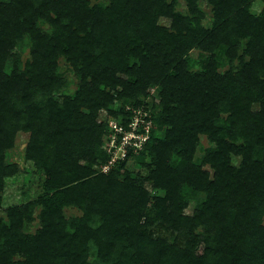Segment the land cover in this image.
I'll return each instance as SVG.
<instances>
[{"label": "trees", "instance_id": "obj_1", "mask_svg": "<svg viewBox=\"0 0 264 264\" xmlns=\"http://www.w3.org/2000/svg\"><path fill=\"white\" fill-rule=\"evenodd\" d=\"M255 1L0 0V210L17 130L45 175L41 194L0 215V264H264V0L253 12ZM25 36L29 60L6 72ZM60 56L79 75L61 103ZM127 106L147 110L149 139L98 172L108 159L99 111L124 117ZM160 227L184 237L155 236Z\"/></svg>", "mask_w": 264, "mask_h": 264}, {"label": "rangeland", "instance_id": "obj_2", "mask_svg": "<svg viewBox=\"0 0 264 264\" xmlns=\"http://www.w3.org/2000/svg\"><path fill=\"white\" fill-rule=\"evenodd\" d=\"M106 2L107 0H102ZM260 2L257 0L252 4V11L256 12L260 8ZM200 9L205 13V17L202 22L205 26H208L211 20V10L210 6L205 3H201L199 6ZM177 9L186 12V6L184 1H179L177 4ZM162 24L168 25V20H161ZM46 27V26H45ZM13 57H9L4 66L6 72H10L12 69L22 70L27 60L30 58V40L27 36L23 38L22 41L13 48ZM198 55L197 50L191 51V56L196 58ZM57 74L62 79V84L52 92L53 98L61 103L64 96H73L78 87V78L79 75L73 70L69 62L65 57L60 56L57 61ZM121 90V89H120ZM153 93V89L150 90ZM112 92V91H110ZM149 100V99H148ZM118 102L115 103V106ZM129 105V104H125ZM124 105V106H125ZM119 116H112L108 113L106 109H101L97 116V121L102 122L107 125V122L111 118L118 119L122 116V113L118 114ZM104 137V136H103ZM29 133L22 130H17L12 147L4 151L3 161L5 164L10 165L14 171L13 174L5 176L3 178V190L1 192V210L0 215L4 217V208L12 205H18L30 201L37 197L43 192V182L45 180V175L42 170L38 169L34 162L31 159L25 157L26 144L28 142ZM207 141L203 137L201 139V146L206 147ZM236 164L237 161H234ZM207 169V167H204ZM153 195H159L163 192L161 190H156L152 192ZM204 194L200 193V197H203ZM194 201L190 202L186 207L183 208L182 212L184 214H191L193 211ZM37 207L33 215L34 217L38 213ZM80 214V211L74 207H67L64 209V215L69 217L71 215ZM38 219L35 218L34 221L26 226V230L29 232L35 231L38 227ZM155 236H160L168 239L169 241L179 242L184 236L176 231L164 230V228L156 230Z\"/></svg>", "mask_w": 264, "mask_h": 264}, {"label": "built area", "instance_id": "obj_3", "mask_svg": "<svg viewBox=\"0 0 264 264\" xmlns=\"http://www.w3.org/2000/svg\"><path fill=\"white\" fill-rule=\"evenodd\" d=\"M130 114L107 122L102 148L108 155L105 163L97 165L98 172L106 173L122 160L131 161L149 139L151 119L146 109L127 106Z\"/></svg>", "mask_w": 264, "mask_h": 264}]
</instances>
